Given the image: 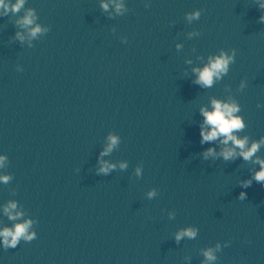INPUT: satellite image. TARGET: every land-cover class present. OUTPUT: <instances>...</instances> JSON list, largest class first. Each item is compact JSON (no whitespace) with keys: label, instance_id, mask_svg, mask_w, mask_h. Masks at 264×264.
Segmentation results:
<instances>
[{"label":"clouds","instance_id":"1","mask_svg":"<svg viewBox=\"0 0 264 264\" xmlns=\"http://www.w3.org/2000/svg\"><path fill=\"white\" fill-rule=\"evenodd\" d=\"M25 0H16L14 4H7L5 0H0V8L5 10L7 13L9 10L12 12H19L20 9L24 6ZM103 8L107 9V4L101 5ZM121 5H117V10ZM264 7V4L261 5ZM188 15V19H194L200 17V11L192 12ZM261 22H264V15L260 17ZM35 14L32 9H28L23 17L18 21L22 26L29 28V35L31 37H36L37 34L42 31H46L47 29H42L39 24H35ZM17 36L23 40V36L17 33ZM231 54L225 52L224 50L220 51V54L214 57L209 58V63L205 65L202 69H193L194 72L197 73V79L195 83L200 84L203 87H211L214 83V80H218L221 78L222 74H227L229 72L230 64L234 63L236 57V50L231 49ZM246 87V81H240V89H244ZM212 110L209 111L207 108H201V114L204 116V125L210 126L209 130H205L204 126H201L200 136H201V144L205 142L214 141L219 137H223L221 143H223L226 147L223 148L219 153L216 152L214 148L209 147L204 153L203 157L205 160L208 159L209 156H217L223 158L224 161L234 160L237 157L236 149L240 150L239 156L242 157L245 161L250 160L260 149L261 145H264V137H261L259 141L253 142L250 147L246 148L247 145V137L240 139L237 135H234L235 132L242 130L245 127V123L240 118H235L234 114L240 111V107L235 101L231 102H221L220 100L213 99ZM257 107H262V105L257 104ZM110 143L108 147L105 149L104 153L111 151L112 148L118 143V139L116 136H109ZM229 141L232 142L233 147H227ZM5 158L0 156V163L3 162ZM257 163L261 165L260 169L256 171L251 179L244 180L241 182L242 187L248 188L252 185L253 180L257 183L261 184L264 187V160L257 158ZM100 172L107 174L110 169L114 168L115 165L108 164L107 162H101ZM121 167H125L124 164ZM140 169H137V174H139ZM9 179L8 176L0 177V180L7 182ZM155 194L154 191L149 192V197ZM246 198V193L241 192L239 194L238 199L244 200ZM16 207L15 203H10L5 208V213L9 216L10 219H15V216L12 214L10 209H14ZM16 216L20 215V213H16ZM31 221H26L24 223L16 224L13 228H4L0 230V238H2V244L4 249L16 248L20 241L23 239L25 242H31L32 240L37 238L36 232H29L28 229L31 226ZM197 234V229L189 227L183 229L176 233L175 239L176 241L181 240L183 237L187 236L189 238H195ZM219 244L217 248H219ZM204 256L208 261L214 260L216 257L213 253L212 249H208L204 252Z\"/></svg>","mask_w":264,"mask_h":264}]
</instances>
